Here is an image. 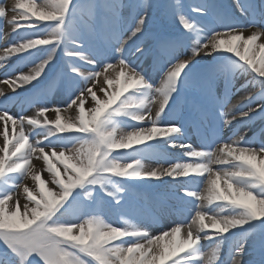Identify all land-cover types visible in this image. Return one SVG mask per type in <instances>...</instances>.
<instances>
[{"label": "snow or ice", "instance_id": "6c2138e0", "mask_svg": "<svg viewBox=\"0 0 264 264\" xmlns=\"http://www.w3.org/2000/svg\"><path fill=\"white\" fill-rule=\"evenodd\" d=\"M234 3L252 17L246 26L211 0L192 7L195 16L177 2L169 12L183 31L170 37L145 32L147 0L131 22L119 0L0 5L15 37L0 67L12 57L31 65L6 73L0 84L14 95L0 88V98L34 109L17 116L0 106V264H224L225 247L228 264H245L250 254L264 264V142L219 135L234 122L264 119V0ZM181 49L191 55L182 58ZM129 54L151 59L159 82ZM239 76L249 79L237 92L257 84L261 91L226 114ZM190 84L196 95L188 100ZM57 90L67 100L50 107ZM210 121L211 137L202 135L199 147L185 142L189 126L199 132ZM164 148L184 159L146 168L152 150ZM153 180L175 183L173 211L184 217L156 234L129 199ZM105 205L121 211L120 224L103 215Z\"/></svg>", "mask_w": 264, "mask_h": 264}, {"label": "rangeland", "instance_id": "374dc122", "mask_svg": "<svg viewBox=\"0 0 264 264\" xmlns=\"http://www.w3.org/2000/svg\"><path fill=\"white\" fill-rule=\"evenodd\" d=\"M152 1L153 0H147V3L149 5H151ZM191 1H192L191 4L193 6L199 5V3L196 2V0H191ZM226 1L228 2V4L233 9H235L239 13V11L235 8L234 0H226ZM257 2L259 4L260 0H257ZM13 3H14V0H0V5L6 6V7H9V8L11 7V5ZM119 3L123 5V8L121 9L122 16L124 18H126V19H127V14H128L129 17L132 16L130 18V22H131L132 18L136 15L137 11L139 10V6L143 5L145 3V0H135V7H134V11H133L132 15H130L129 9H127L126 0H119ZM183 10L185 11V13H187V11L185 9H183ZM11 15H12V13L9 11L8 17L10 18ZM239 15H240V18L242 20L241 21L235 20L233 22H235L237 25L242 26V27L246 26L248 21H249V16H242L240 13H239ZM170 18L173 19L174 21H177L172 15H171ZM209 19H211V18H209ZM156 21H157V19L155 17V13H153V11L151 10V7H150L149 10H148V13H147V21H146V24H145V32H148V30H150L152 27H154L156 25L155 24ZM165 22L167 23V20ZM204 23L212 24L210 22H204ZM213 26L217 27L218 30H221V26L220 25L216 24V25H213ZM251 30H255V29H250V31ZM11 32H12L11 26L6 22V19L5 20H0V39H1V42H0V55H3L4 48L8 46V45L4 46L3 43L7 42L8 40H10L11 35H12ZM244 34L248 35L249 31H245ZM135 43H138V41H130V48H134ZM149 44H150V39H145L144 40V44L142 46H148ZM180 51L183 53L182 58H187V56L191 55V50L190 49H188L186 52H185L184 49H181ZM135 58H136V56H133V55L129 54V60L134 62ZM0 64H4V62H0ZM135 64L139 68L143 69L148 74V76H149V78L151 80H153L156 83L159 82L160 73L156 69L153 70V71H150L148 69V63H146L145 61H139L138 60V62H136ZM8 65H10V66H8ZM29 67H31V65L28 64L27 59L18 60L16 57H12L7 62L6 66L0 67V80H3L5 78L6 73H13L14 74L15 72L20 71V70H22L24 72H27L29 70ZM248 79H249V77H246V76L237 77V79L233 82L235 89L240 88V85L244 84V82L247 83L246 80H248ZM26 87H28V86H26ZM260 91H261V89H260L259 84H257L255 87L248 86L244 90H241V91H238V92L236 91V95H235L233 101L230 103V105L228 107H226L227 109L225 111L227 112V110L229 108L231 109V111L235 110V106L239 102H241L244 97H246L248 95L256 96V95H258L260 93ZM11 95H14V94L8 93L9 97ZM2 99L3 98H0V106H4L5 104H6V106H8V101H2ZM66 100H67V96L61 90H57V92H55L53 95H51L49 97V106L51 107L52 104H54V103L63 104V101H66ZM253 107H255V105H253ZM223 110H224V108H223ZM9 111L12 114H14L11 109H9ZM227 114H229V113H227ZM230 114H232V113H230ZM47 115L49 116V118H54V114L53 113H48ZM65 115H68V114L65 113ZM226 116H227V117H225L226 119L230 118V115H226ZM262 120L263 119H261V118H257V119H255V120H253L251 122H247L246 124L243 123L244 130H242L240 132V134H242L244 132H249V133L251 132L252 133V130H255L256 128H258V127H260L262 125ZM130 123H132V122H130ZM235 124H236V122H234V125ZM222 129L224 131V134H226L227 130H225V127H223ZM255 141H256V143L258 145L260 142H264V138L261 137V139H258V140H255ZM151 142H155V141H151ZM185 142L192 143L193 139L189 135H187ZM1 144H2V142H1ZM194 145L196 146V143ZM173 150L176 151V149H173ZM176 154L180 155L179 151ZM176 159H178V158H176L174 155H171L170 153H167V152L165 154H159V153H156V152H151L145 158L144 164H145V167L148 168V169L162 168V167H167L168 166L167 161H175ZM35 163L37 164V167L39 168L40 167V163L39 162H35ZM44 179H48V174L46 172L44 173ZM166 179L169 180V178L165 177L164 180H166ZM159 182H161V181L153 180V181H151L148 184H155V183H159ZM25 183L31 185V181L27 182V180H26ZM167 184H168V187H171V188H173L174 190L177 191V188H176V185H175L174 182H169ZM19 199H20L21 205L26 203V200L24 199L23 195H20ZM147 203H148L149 208L151 209V211L149 213L151 215V217L145 213L144 215H142V220L146 223V225L148 227V230L151 233H153V234H156L159 231L165 230L167 227L172 226L174 222H178L179 220L184 219L183 216H182V218H175L174 220L167 219L168 217H167V215L165 213L159 212L156 209H154L153 205H152V203L150 201L147 202ZM118 211H119V214L121 215V211L120 210H118ZM102 213L113 224H119L116 221H114V219L111 217V213H110L109 208H108L107 205H105L102 208ZM202 244L204 246V250L207 251L208 247H206V246H208V241H202ZM257 259H258V256L252 255V254L247 255V256L244 257L245 264H253V261L257 260Z\"/></svg>", "mask_w": 264, "mask_h": 264}, {"label": "bare ground", "instance_id": "6f19581e", "mask_svg": "<svg viewBox=\"0 0 264 264\" xmlns=\"http://www.w3.org/2000/svg\"><path fill=\"white\" fill-rule=\"evenodd\" d=\"M0 88H3L7 93H10L11 91L8 89L7 85L0 84ZM230 113H234V110L230 111ZM2 142V137H0V144ZM30 180H27L29 182Z\"/></svg>", "mask_w": 264, "mask_h": 264}]
</instances>
